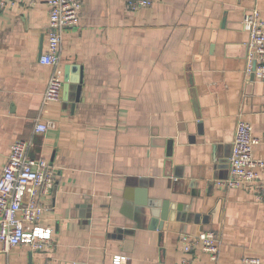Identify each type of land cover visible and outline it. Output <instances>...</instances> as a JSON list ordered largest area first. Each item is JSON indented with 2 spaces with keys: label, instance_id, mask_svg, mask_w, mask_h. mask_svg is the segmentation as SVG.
Returning a JSON list of instances; mask_svg holds the SVG:
<instances>
[{
  "label": "crops",
  "instance_id": "obj_1",
  "mask_svg": "<svg viewBox=\"0 0 264 264\" xmlns=\"http://www.w3.org/2000/svg\"><path fill=\"white\" fill-rule=\"evenodd\" d=\"M0 169L12 144L55 168L42 224L44 251L18 245L0 264H211L181 237L215 232L218 264L257 256L264 264V203L248 185L222 188L239 119L264 158V80L246 74V12L264 0H82L61 49V99L44 102L52 67L48 0H0ZM82 74L78 84L73 77ZM56 127L37 132V123ZM264 179V173L262 174ZM151 201H167L162 233ZM160 211V208H158ZM159 220H157L158 225Z\"/></svg>",
  "mask_w": 264,
  "mask_h": 264
},
{
  "label": "built area",
  "instance_id": "obj_2",
  "mask_svg": "<svg viewBox=\"0 0 264 264\" xmlns=\"http://www.w3.org/2000/svg\"><path fill=\"white\" fill-rule=\"evenodd\" d=\"M49 25L47 28V49L40 57V63L52 67L44 92V102L61 99L64 76L61 66V49L66 29L76 27L80 22L82 0H48ZM3 4L0 1V5ZM153 0H130L132 9L146 8ZM244 29L249 33L246 74L264 80V16L258 8L245 13ZM56 127V123H37L36 131L45 132ZM259 142L253 135L252 125L239 119L229 157V176L216 180L222 188H238L248 185L256 199L264 203V158L254 155V146ZM32 141L16 140L11 146L9 159L0 169V242L3 251L9 252L18 245H27L32 250L44 251L53 243V229L42 224L47 210L43 197L49 194L56 183L54 166L45 158H32L29 150ZM186 253L201 249L210 256L211 264H218L220 254L219 236L213 231L198 235L184 234L181 237ZM125 255H114L112 264H123ZM183 264H191L184 259ZM235 264H262L257 256H245Z\"/></svg>",
  "mask_w": 264,
  "mask_h": 264
},
{
  "label": "water",
  "instance_id": "obj_3",
  "mask_svg": "<svg viewBox=\"0 0 264 264\" xmlns=\"http://www.w3.org/2000/svg\"><path fill=\"white\" fill-rule=\"evenodd\" d=\"M73 82H76L78 84V90L80 91L83 78L82 74L80 73V76L73 77L72 78ZM152 209H151V229H158L161 233L164 229V224L165 222L169 219V205L168 202L165 201L162 205L160 201H151ZM160 208V211L159 209ZM157 220H159L158 225H157Z\"/></svg>",
  "mask_w": 264,
  "mask_h": 264
}]
</instances>
